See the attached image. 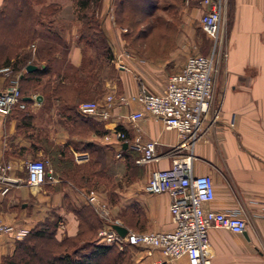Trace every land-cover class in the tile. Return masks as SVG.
Instances as JSON below:
<instances>
[{
    "label": "crops",
    "instance_id": "0c3cea01",
    "mask_svg": "<svg viewBox=\"0 0 264 264\" xmlns=\"http://www.w3.org/2000/svg\"><path fill=\"white\" fill-rule=\"evenodd\" d=\"M107 2L100 1L101 12H105ZM229 5L222 47L225 54L214 82L213 104L218 115L191 144V169L194 174H208L211 178L213 194L203 202L205 207L218 211L239 209L246 222L241 232L207 228L209 264H264V0H229ZM182 11L183 33L176 36L177 42L164 56L144 57L132 50L125 56L124 42H108L111 56H117L123 66L113 67L111 77L98 73L101 91L90 97L100 100L108 92L127 94L140 87L159 92L167 76L178 71L185 56L194 52H187L191 46L183 41L191 36L193 20L198 26L201 6L197 0H189L188 4L182 2ZM102 21L106 27V20ZM106 31L110 36L115 32ZM50 43L42 47V42H34V47L38 66L47 63L49 68L41 82L48 79L52 86L57 81L67 82L82 57L81 45L75 39L57 47ZM21 71H25L23 67ZM46 93L31 89L26 92L31 100L23 111L16 107L8 113L0 111V162L9 165L4 172L6 178L0 179V223L13 227L12 231L0 232V258L9 254L14 240L23 235L14 236L16 229L26 231L47 220L55 223L56 238L73 235L77 219L72 208L81 204L93 207V203L104 198L105 189L101 185L75 186L60 174L62 166L54 169L51 164L53 159L59 164L58 160L68 156L73 159L78 153L87 156L84 143L98 147L96 158L107 164L108 172L118 184L113 188L117 222L126 230H169L172 224L167 194L148 192L144 185L151 169L169 165L171 152L178 149L176 131L165 128L152 115L129 121L127 113L138 107L135 101L112 105L105 119L85 114L74 121L66 108L70 102ZM112 128L122 129L128 143L105 142L102 134ZM134 139L153 140L156 157L135 163L139 152L131 146ZM30 158L45 160L54 178L28 185L24 163ZM3 186L6 189L1 191ZM123 213L128 223L121 219ZM128 253L131 264H156L164 260L157 250L145 254L134 245L128 246ZM166 264L187 262L185 256H178Z\"/></svg>",
    "mask_w": 264,
    "mask_h": 264
},
{
    "label": "built area",
    "instance_id": "2783aa9c",
    "mask_svg": "<svg viewBox=\"0 0 264 264\" xmlns=\"http://www.w3.org/2000/svg\"><path fill=\"white\" fill-rule=\"evenodd\" d=\"M201 6L198 15L199 28L211 38L212 42L206 52H189L178 71L167 76L163 88L152 92L143 87L132 93L122 94L108 92L100 100L86 99L76 104V109L84 114L100 119L109 116L112 105H124L129 101L138 103V107L127 113V119L134 121L145 115L158 118L165 128H172L178 136V149L171 152L169 165L150 170L144 188L151 193L165 192L168 196V215L172 227L169 230H125L119 235L106 220L96 230V237L105 244H113L118 249L125 245L141 247L145 254L157 250L166 264L170 259L185 256L187 264H209L210 248L207 239V228L223 227L233 232H241L245 228V218L239 209L218 211L207 208L203 202L212 197V182L208 174H194L191 167L190 147L199 138L205 128L217 118L218 109L213 104L214 82L219 61L224 57L220 46L218 31L226 14V0H197ZM184 3L188 0H183ZM34 46L31 44V48ZM116 67L123 66L117 57H111ZM4 66L0 71H7ZM20 94L15 83L0 88V111L8 113L13 106L23 107ZM231 124V123H230ZM105 142L116 141L128 143L125 132L120 128H112L102 134ZM131 146L139 154L135 163L146 162L156 157L153 140L139 141L134 139ZM184 150V151H183ZM119 155V151L115 153ZM85 153L73 155L74 160L86 159ZM6 162H0V179L6 178ZM25 180L30 186L51 180L54 175L51 168L40 158H30L24 163ZM6 189L2 187L1 191ZM96 213L105 217L103 203L96 202ZM10 224L0 223V232L12 231ZM25 229H16L14 236L19 237Z\"/></svg>",
    "mask_w": 264,
    "mask_h": 264
},
{
    "label": "trees",
    "instance_id": "16d2710c",
    "mask_svg": "<svg viewBox=\"0 0 264 264\" xmlns=\"http://www.w3.org/2000/svg\"><path fill=\"white\" fill-rule=\"evenodd\" d=\"M97 1L72 0L75 9L80 12L75 39L81 45L82 59L80 64L74 67L67 82L57 81L50 86L48 79L41 82L49 68L47 63L42 67L38 66L35 60L36 48L33 50V57L29 52L20 53L21 48L32 38L34 27L41 24L39 11L32 8L30 0H1L0 67L7 66L11 74H16L19 100L23 102V107H13L23 111L26 103L31 100L23 98L26 92L40 89L62 102H70L66 108L74 117V121L81 120L85 115L75 109V105L79 100L101 91L97 82L98 73L110 56L107 36L92 11ZM226 2L229 14V0ZM180 3L181 0H170L167 7L173 8ZM112 5L114 22L126 27L122 34L128 40L125 45L134 53L144 57L164 56L173 46L171 41L175 32L174 18L165 19L157 12L160 9L157 0H112ZM9 16L11 21L7 23ZM27 63H35L37 66L28 71H21ZM84 147L87 157L83 162L68 156L58 160L59 164L53 159V168L62 166L60 174L75 186L91 188L101 185L106 195L109 198L111 196L114 201L113 188L118 184L108 172L107 164L96 158L98 147L92 143H84ZM72 211L77 219V228L73 235L56 238L55 223L47 220L37 222L20 238L14 240L11 252L1 256L0 264H131L129 245L118 249L113 244H105L97 239L96 230L104 222L90 205L81 204L72 208ZM121 219L128 223L126 214L123 213Z\"/></svg>",
    "mask_w": 264,
    "mask_h": 264
},
{
    "label": "rangeland",
    "instance_id": "374dc122",
    "mask_svg": "<svg viewBox=\"0 0 264 264\" xmlns=\"http://www.w3.org/2000/svg\"><path fill=\"white\" fill-rule=\"evenodd\" d=\"M100 1L98 0L95 5L92 7L93 14L96 18H98L99 26L103 28L104 33L106 35L109 34L107 29L115 30L112 31V35L109 34V39H107V42H124L125 48H123L124 55L130 54L131 49L128 48L125 45V42H128L127 38L123 37V33L126 31V27L124 25L118 24L114 22V14H113V5L112 0H108L105 12H101L100 9ZM31 6L35 11H39V16L41 19V24L36 25L34 27V34L31 36L27 42V45L23 48H21L20 53L22 52H29L30 56L33 57L34 53L33 50L35 47L31 48V44L34 46V42H42V47H45L46 44H49L50 42H53V45L57 47L62 42H71L72 39L76 38L77 34V28L79 24V16L80 12L77 11L72 3V0H30ZM168 2L170 0H157L158 7L160 9L157 10L158 13H160L161 16L165 19H172L174 18V28L175 32L172 38L171 42H177L176 36L178 34L183 33L182 30V20H181V14H182V2L178 5H174V7L168 8ZM189 3L186 2V4ZM168 9H167V8ZM50 10H52L50 12ZM228 9H227V2H226V14L224 22L218 31L219 39H220V46L221 48H224V35L226 32L227 27V17H228ZM104 18L106 20V27L105 25L102 26L103 21L101 22V19ZM11 16L7 18V23H10ZM192 30L190 32L191 36L190 38L186 39V41L183 42H189V51H197V52H206L210 42H212L211 38L208 37L195 23L193 20L191 22ZM108 33V34H107ZM185 40V39H184ZM76 41V39H75ZM182 42V41H180ZM52 44V43H50ZM109 46V45H108ZM36 50V49H35ZM110 53V50H109ZM111 54L109 58L106 60L105 64L100 67L101 72L100 74H104L107 77L113 76V67L116 68V65L114 64V61L111 60ZM221 60L219 61L220 64ZM218 64V65H219ZM2 68V67H0ZM15 83L17 86V76L16 74H11L9 72V69L7 71H0V85L2 87L6 86L9 83ZM31 89V87L29 88ZM86 99H92L91 97L83 98L79 101L86 100ZM78 101V102H79ZM77 102V103H78ZM76 103V104H77ZM97 202L103 203L105 207L106 215L105 217L99 216L95 211V203H93V211L96 213V215L101 218V220L104 221H113L116 220L117 217H115L114 213V207H113V198L108 195H104V198L102 200H98ZM117 248V247H116ZM122 249V248H120Z\"/></svg>",
    "mask_w": 264,
    "mask_h": 264
},
{
    "label": "water",
    "instance_id": "95a60500",
    "mask_svg": "<svg viewBox=\"0 0 264 264\" xmlns=\"http://www.w3.org/2000/svg\"><path fill=\"white\" fill-rule=\"evenodd\" d=\"M35 68V65L34 64H31V63H27L25 64L24 66V70L28 71V70H31ZM35 98L38 97V95L34 96ZM24 99H28L29 96L25 95L23 96ZM122 145H125V142H122ZM110 226L119 234V235H122L124 232H125V227L120 225L119 223H115V222H111L110 223Z\"/></svg>",
    "mask_w": 264,
    "mask_h": 264
}]
</instances>
